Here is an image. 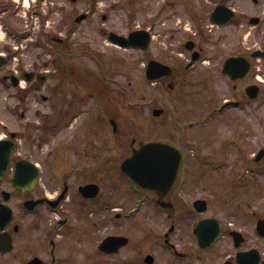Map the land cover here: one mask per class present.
Here are the masks:
<instances>
[{"label":"flooded vegetation","instance_id":"flooded-vegetation-1","mask_svg":"<svg viewBox=\"0 0 264 264\" xmlns=\"http://www.w3.org/2000/svg\"><path fill=\"white\" fill-rule=\"evenodd\" d=\"M43 1L34 0L33 11ZM80 1L89 3L82 21L77 8L54 30L43 17V28L24 31L19 45L0 40V264H97V258L101 264H264V207L217 205L207 193L248 188L241 181L264 177V156L256 160L258 151L241 135L231 138L241 158L229 187L221 180L226 174L215 171L217 158L199 146L223 137L222 124L238 122L234 108L251 109L245 131L254 138L248 88L264 80L257 72L264 55L254 56L264 48V0H153L150 18L142 16V3L131 11L138 23L126 32L101 29L108 38L151 33L147 49L112 44L138 53L130 66L142 65L145 78L148 63L156 66L150 82L162 91L164 106L150 107L164 110L152 122L167 130L143 139L175 144L184 155L176 179L155 182L165 198L121 170L130 153L127 99L136 88L110 73L126 74L125 59L106 57L107 73L104 58L75 38L83 21L109 20L99 12L103 0H72ZM14 3L0 0L3 14L11 12L7 18L20 9L11 10ZM95 59L104 64L102 74L92 66ZM224 81L231 98L223 99ZM197 97L203 108L193 113L187 106L194 108ZM230 101L239 103L224 107ZM132 107L135 116L142 112L140 102ZM71 135L75 143L66 140ZM56 136L63 141L48 144ZM112 235L125 238L119 246L103 244Z\"/></svg>","mask_w":264,"mask_h":264},{"label":"rangeland","instance_id":"rangeland-1","mask_svg":"<svg viewBox=\"0 0 264 264\" xmlns=\"http://www.w3.org/2000/svg\"><path fill=\"white\" fill-rule=\"evenodd\" d=\"M15 1L16 3H14V6H11V10L14 7L16 8L17 4L21 5L20 9H16V13L13 15V17L7 18L8 14L11 13L10 10H7L5 14H3L2 10H0V40L6 43L13 42L16 45L19 43L18 38L24 31L31 28L33 30L43 28V17H45L46 19L45 23L47 24V26L45 27L54 30V28H56L57 26H61V23H63V21L67 17V13L75 12L77 8L79 12L86 10L89 4L86 1H80L79 4L76 5L72 2V0H44L41 3V7L38 10L33 11L32 8L34 7V0ZM103 2L104 3L100 6L99 12L107 13L109 15V20L103 22L102 17L99 15V18L93 17L88 22L83 21L78 27L75 38L79 40V44L89 42L93 46V50L96 51L99 56H101V59L104 58V64L106 57L115 55L121 56L122 59H125V61L127 62V68H124L126 74H117L115 73V71L110 72V70L108 69V63H106L104 66L102 62L100 63L99 59H95L94 64H92L96 72H100L102 74L103 65L107 73H112L114 77L120 79L127 85L131 81L132 87L136 88L135 91H132L133 94L130 95V98L127 99V115L125 117L127 127L129 125L128 131L125 134L127 137V142L133 135L137 134L136 131L142 130L139 129V125L143 126V130L140 131L137 135L145 137H155L159 133H165L167 130V124L159 123L158 126L153 124V116L151 114L152 110L150 107L153 103H159L160 106H164V104L160 101L163 95L162 91L157 87L155 88L153 83H151L142 75V65H139L137 67H133V65L130 66V62H134L136 60L138 53H135L133 49L124 51L115 47L108 39V37L105 36V34H103V32L101 31L102 28H105L108 30L126 32L128 27L136 25L138 22L135 20L134 14L131 11H136V9L141 6L140 3H142L145 8V14L142 16H145V18L147 19L150 18V8L153 0H137L133 3H130L129 0H103ZM27 12L28 14H26ZM32 13L34 14L31 15ZM259 43L260 39H257L256 46L259 45ZM258 66L260 67V69H257L258 75L262 79H264V63L258 62ZM262 82V92L252 104V112L254 113V118L249 119L250 125H253L254 122V138L250 134V137L248 138V132L245 131L249 127L246 114L248 112H251V109L242 111L234 108L233 113L239 115L238 122H236L233 126L226 125V123L222 124L220 129H223L224 131L223 137H218V139L216 140L217 136L213 135L212 140H208L207 144H199L200 147H203V152H207L209 153V156L217 158V160H214L215 163H213L215 164L214 167H216L215 171H220L226 174L224 175L225 180L223 178H221V180L225 181V184L229 185V187H231V185H235L232 177L234 175L233 172H236V167L239 163L238 158L240 160L241 154L239 153V151L234 149L228 141L233 137L236 138L237 134H239V136L241 135L245 140L244 144H253L255 151L264 146V80ZM189 87L193 88V86ZM223 94V99L232 97L231 88L227 85L226 81H224ZM164 95L166 100L168 98L166 92L164 93ZM137 102L141 103L142 112L135 116L136 110L132 106H134V104H136ZM202 104V98L197 97L194 108H191V105H188L187 108L193 109V113H198L203 108ZM170 107L172 108V110H176V107L174 105L172 106L171 104ZM242 117H245V121L242 119ZM243 124H245V128L243 127ZM232 131H235V133H233ZM71 133L72 131L71 129H69L68 134ZM196 133L200 134V130ZM75 137L73 139L71 135L66 140L68 142H72L73 140V142L75 143ZM62 141L63 139L56 136V138H54L53 141L49 142L48 144L56 145ZM67 141H65V144H68ZM93 141L95 142L93 144L102 143V141L100 139L98 140V138H93ZM223 157H225V159H222ZM249 179H251V182ZM241 183L242 185L246 184V186H248L249 184L252 185H249L248 188H241V186L235 185V188H232L233 191L232 189L225 187L218 193L212 192L213 190H208L207 193H213V203L217 205L250 204L264 207V177H259L258 180H256L248 175L244 178L243 181H241ZM100 234L101 232H98V235ZM96 263L101 264L98 258Z\"/></svg>","mask_w":264,"mask_h":264},{"label":"water","instance_id":"water-1","mask_svg":"<svg viewBox=\"0 0 264 264\" xmlns=\"http://www.w3.org/2000/svg\"><path fill=\"white\" fill-rule=\"evenodd\" d=\"M84 16L85 14L79 16L77 19L81 20ZM140 32L142 31L132 32L129 37L112 33L110 37L123 45H139L136 41L142 37ZM147 35H143L147 43L146 46L144 45L145 47H147L149 43V36ZM230 60H232V58ZM153 71L154 65L150 64L147 71L149 78H154ZM250 89H253L251 94L253 97H256L260 90L257 85L251 86ZM161 111V109L154 110L155 114H159ZM131 148L132 153L124 161L122 170L141 186L157 188L156 183H154L155 180L163 181L165 179V173H177L181 165V151L171 144L156 140H140L138 147ZM262 154H264V149L260 151L259 156Z\"/></svg>","mask_w":264,"mask_h":264}]
</instances>
